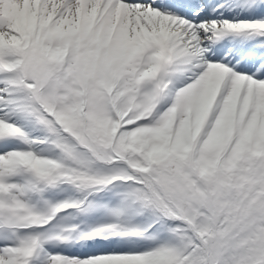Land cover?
Here are the masks:
<instances>
[{
	"label": "snow or ice",
	"instance_id": "obj_1",
	"mask_svg": "<svg viewBox=\"0 0 264 264\" xmlns=\"http://www.w3.org/2000/svg\"><path fill=\"white\" fill-rule=\"evenodd\" d=\"M0 144V264H264V0H0Z\"/></svg>",
	"mask_w": 264,
	"mask_h": 264
},
{
	"label": "rangeland",
	"instance_id": "obj_2",
	"mask_svg": "<svg viewBox=\"0 0 264 264\" xmlns=\"http://www.w3.org/2000/svg\"><path fill=\"white\" fill-rule=\"evenodd\" d=\"M69 194L70 193H64V194H61L58 197H63L64 198V196L69 195ZM110 198H111L110 194H107V193H101L99 196L93 197V199H95L97 201H103V202H108L110 200ZM96 218H98V219H106V218H103V217L94 216V217L90 218L92 220L89 219L90 220L89 223H91L93 221H95V222H103V221L93 220V219H96ZM80 219L84 220L85 218L81 217ZM137 222L141 223V224H146V223H150L151 221H150V218L147 215H145V216L138 217L137 218ZM85 247H88V245H85ZM71 251H75V250H71Z\"/></svg>",
	"mask_w": 264,
	"mask_h": 264
},
{
	"label": "bare ground",
	"instance_id": "obj_3",
	"mask_svg": "<svg viewBox=\"0 0 264 264\" xmlns=\"http://www.w3.org/2000/svg\"><path fill=\"white\" fill-rule=\"evenodd\" d=\"M225 15L227 16V15H228V13H226V12H225Z\"/></svg>",
	"mask_w": 264,
	"mask_h": 264
}]
</instances>
